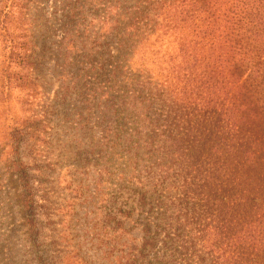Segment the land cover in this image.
<instances>
[{"label": "rangeland", "instance_id": "1", "mask_svg": "<svg viewBox=\"0 0 264 264\" xmlns=\"http://www.w3.org/2000/svg\"><path fill=\"white\" fill-rule=\"evenodd\" d=\"M108 1L0 0V264H246L235 238L199 237L220 202L182 200L175 177L138 200L169 158L130 141Z\"/></svg>", "mask_w": 264, "mask_h": 264}, {"label": "trees", "instance_id": "2", "mask_svg": "<svg viewBox=\"0 0 264 264\" xmlns=\"http://www.w3.org/2000/svg\"><path fill=\"white\" fill-rule=\"evenodd\" d=\"M106 6L100 20L109 27L106 37L117 40L110 75L134 118L130 141L145 131L146 154L169 158L156 172L147 167L153 182L138 200L155 194L154 186L168 192L165 182L175 177L169 186L179 183L182 200L221 203L217 213L210 208L218 220L211 218L200 238L211 227L228 243L235 238L246 264H264V0H109ZM7 61L28 64L13 55ZM131 185L135 194L142 189L138 179Z\"/></svg>", "mask_w": 264, "mask_h": 264}]
</instances>
